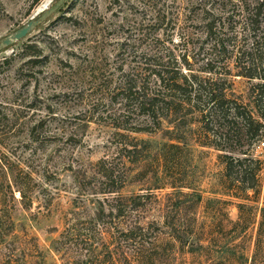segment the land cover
<instances>
[{
    "label": "rangeland",
    "instance_id": "rangeland-1",
    "mask_svg": "<svg viewBox=\"0 0 264 264\" xmlns=\"http://www.w3.org/2000/svg\"><path fill=\"white\" fill-rule=\"evenodd\" d=\"M35 1L0 0V38L26 23L38 6L50 0H41L40 5ZM194 2L66 0L25 37L0 50V232L4 205H14V230L6 241L15 246L18 259L25 258L30 264H62L53 241L74 219L83 224L77 230L78 222L76 234L69 236L72 259L83 260L80 264H108L110 254L106 251L115 245L120 257L135 263L130 240L124 241L116 232L97 231L101 223L97 225L88 217L100 208L107 213L116 203L112 196L100 192L104 185L96 172L101 169L97 162L104 159V164L112 162L125 172V184L118 195L151 194L141 214L142 223L147 224L160 213L154 196L163 199L173 191L161 188L173 176L167 178L169 174L157 169L153 156L167 138L161 132H117L109 123L112 120L106 118L107 112L98 108L91 115L86 109L101 95L100 88L112 90L129 74L141 71L144 55L166 47L179 53V33L193 28ZM211 2L201 1L206 5ZM131 3L136 5L130 7ZM31 51L35 55L22 57ZM230 80L235 93L246 95L249 84L244 78ZM162 127L171 129L172 125L164 122ZM189 128L195 125L182 130L187 149L174 177L202 195L194 209L192 230L200 237L199 243L209 248L189 250L164 229L158 233L157 253L162 264H217L212 251L227 241L223 231L239 216L243 218L238 203L252 205L244 212L251 217H257L264 204V144L256 145L252 152L261 162L259 193L245 200L226 188L220 152L200 145ZM125 146L130 150H124ZM26 172L29 186L23 204L13 181ZM25 204L28 206L23 207ZM186 211L180 216L190 217L193 208ZM102 219L106 225L116 221L104 215ZM251 232L252 228L248 234ZM240 240L243 246V232L232 242ZM245 244L249 247L250 239ZM113 252L116 264L123 263Z\"/></svg>",
    "mask_w": 264,
    "mask_h": 264
},
{
    "label": "trees",
    "instance_id": "trees-1",
    "mask_svg": "<svg viewBox=\"0 0 264 264\" xmlns=\"http://www.w3.org/2000/svg\"><path fill=\"white\" fill-rule=\"evenodd\" d=\"M40 1L36 0L35 5H40ZM201 1L195 0L191 8L194 9L193 28L179 33L178 42L182 46L179 53L166 47L164 51L157 49L144 55L140 73L129 74L112 90L106 86L100 88L101 95L86 109L91 115L98 108L107 112L106 118L112 120L109 123L117 132H161L167 138L153 156L157 169L169 174L167 178L173 176L161 188L170 187L173 191L165 193L163 199L154 196L160 213L147 224L142 223L141 214L151 194L118 195L125 184V172H120L112 162L104 164V159L97 162L101 169L96 172L104 185L100 192L112 196L110 198L116 203L107 213L100 208L88 217L97 225L101 223L97 231L116 232L124 241L130 240L134 244V264H162L156 240L164 229L189 250L209 248L199 243L200 237L192 230L196 220L194 209L202 201V195L174 177L180 171V157L187 149L181 136L185 126L194 124L195 128L189 130L196 134L195 140L220 152L227 189L245 200H251L259 193L261 162L252 152L256 145L264 144V0H212L209 5ZM135 5L131 3L130 7ZM28 55L35 54L31 51L22 57ZM33 59L36 58L28 60ZM232 77H242L248 82L243 97L232 89ZM164 122L172 128L163 129ZM72 135L68 138L72 139ZM133 145L136 149L135 140ZM124 150L130 149L125 146ZM122 166L126 169L125 162ZM28 176L26 172L13 181L20 194L18 201L23 204L26 186H29ZM184 187L190 191H183ZM248 191L252 195H248ZM262 195L264 198V191ZM13 207H3L5 219L4 226L1 223L0 244L5 250L0 247V264H30L25 258L18 259L15 246L6 241L14 230ZM238 207L243 209V218L239 216L230 229L223 231L227 241L212 254L219 260L217 264H264V204L258 208L257 217L248 214L252 205L243 202L238 203ZM189 208H193L190 217L180 216L182 211L187 214ZM246 210L247 214H244ZM103 215L116 221L106 225ZM69 222L52 247L63 258L62 264H80L83 260L70 257L68 243L69 236L76 234L78 222L77 230L83 221L70 219ZM250 228L252 232L248 234ZM241 232L243 246L241 240L232 242L241 236ZM246 239H250L249 247L245 244ZM114 250L123 260L120 264L130 263L126 256L120 257L121 253L114 245L106 251L110 254L108 264H116L112 256Z\"/></svg>",
    "mask_w": 264,
    "mask_h": 264
},
{
    "label": "water",
    "instance_id": "water-1",
    "mask_svg": "<svg viewBox=\"0 0 264 264\" xmlns=\"http://www.w3.org/2000/svg\"><path fill=\"white\" fill-rule=\"evenodd\" d=\"M66 0H50L38 6L29 20L11 33L0 38V50L9 47L15 41L20 40L43 23L51 14L55 13Z\"/></svg>",
    "mask_w": 264,
    "mask_h": 264
},
{
    "label": "built area",
    "instance_id": "built-area-1",
    "mask_svg": "<svg viewBox=\"0 0 264 264\" xmlns=\"http://www.w3.org/2000/svg\"><path fill=\"white\" fill-rule=\"evenodd\" d=\"M263 144V143H262Z\"/></svg>",
    "mask_w": 264,
    "mask_h": 264
}]
</instances>
